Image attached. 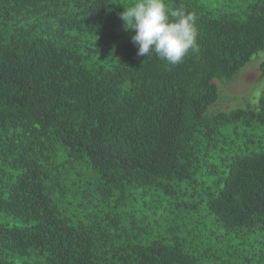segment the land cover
Wrapping results in <instances>:
<instances>
[{"label":"trees","instance_id":"trees-1","mask_svg":"<svg viewBox=\"0 0 264 264\" xmlns=\"http://www.w3.org/2000/svg\"><path fill=\"white\" fill-rule=\"evenodd\" d=\"M241 1H165L199 45L169 65L126 0H0V264H264V92L213 111L264 52Z\"/></svg>","mask_w":264,"mask_h":264},{"label":"clouds","instance_id":"clouds-1","mask_svg":"<svg viewBox=\"0 0 264 264\" xmlns=\"http://www.w3.org/2000/svg\"><path fill=\"white\" fill-rule=\"evenodd\" d=\"M120 19L135 32L131 42L138 49V57L155 55L177 65L189 53L199 51L197 16L183 6L169 9L165 0H135L124 8Z\"/></svg>","mask_w":264,"mask_h":264},{"label":"rangeland","instance_id":"rangeland-1","mask_svg":"<svg viewBox=\"0 0 264 264\" xmlns=\"http://www.w3.org/2000/svg\"><path fill=\"white\" fill-rule=\"evenodd\" d=\"M128 4H133L135 0H126ZM167 1V0H165ZM205 2V0H199ZM216 4L213 10L217 12H241L242 5L245 3L241 0H210ZM251 1V0H247ZM246 4V3H245ZM244 10V9H243ZM121 13H116L118 15ZM116 20L115 18L113 19ZM264 63V52L256 55L251 63L245 67L238 75L237 79L230 84L216 82L220 90V101L213 111H229L237 108H243L247 105L257 107L259 99L264 92V77L261 73V66ZM243 245V244H242ZM244 251L243 246L235 247L234 251ZM244 253V252H243Z\"/></svg>","mask_w":264,"mask_h":264}]
</instances>
